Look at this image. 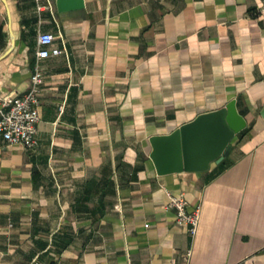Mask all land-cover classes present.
<instances>
[{"label":"crops","instance_id":"crops-1","mask_svg":"<svg viewBox=\"0 0 264 264\" xmlns=\"http://www.w3.org/2000/svg\"><path fill=\"white\" fill-rule=\"evenodd\" d=\"M263 1L0 0V106L40 32L62 50L39 61L35 147L0 135V264H264ZM233 99L246 126L223 160L157 173L151 136ZM166 190L200 204L195 237Z\"/></svg>","mask_w":264,"mask_h":264},{"label":"water","instance_id":"water-1","mask_svg":"<svg viewBox=\"0 0 264 264\" xmlns=\"http://www.w3.org/2000/svg\"><path fill=\"white\" fill-rule=\"evenodd\" d=\"M60 11L79 9L84 0H56ZM246 126L235 100L225 106L198 114L167 134L150 137L153 160L158 174L204 171L220 162L232 149V139Z\"/></svg>","mask_w":264,"mask_h":264},{"label":"built area","instance_id":"built-area-1","mask_svg":"<svg viewBox=\"0 0 264 264\" xmlns=\"http://www.w3.org/2000/svg\"><path fill=\"white\" fill-rule=\"evenodd\" d=\"M37 9L43 8V1L35 0ZM264 12V1L259 7ZM37 61L34 65L27 91L21 94L6 95L1 99L0 106V135L8 144H19L27 149L36 145L35 133L40 120L39 105L41 102L42 85L44 82V67L39 62L51 56L59 55L62 50L54 45L52 33L42 31L37 36ZM168 202L166 207L176 213L178 224L185 225L189 234L195 237L201 218V206L189 208V202L183 192L173 193L166 190ZM191 250H188V255Z\"/></svg>","mask_w":264,"mask_h":264},{"label":"trees","instance_id":"trees-1","mask_svg":"<svg viewBox=\"0 0 264 264\" xmlns=\"http://www.w3.org/2000/svg\"><path fill=\"white\" fill-rule=\"evenodd\" d=\"M221 166H219L220 170L219 171H216V172H213L211 177H214L217 173H219L222 169H224V162H221L220 163Z\"/></svg>","mask_w":264,"mask_h":264}]
</instances>
